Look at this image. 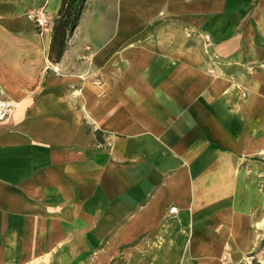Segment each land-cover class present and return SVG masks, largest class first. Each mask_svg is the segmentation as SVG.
<instances>
[{
	"label": "crops",
	"instance_id": "0c3cea01",
	"mask_svg": "<svg viewBox=\"0 0 264 264\" xmlns=\"http://www.w3.org/2000/svg\"><path fill=\"white\" fill-rule=\"evenodd\" d=\"M61 4L0 0V264L260 261L264 0H87L55 63Z\"/></svg>",
	"mask_w": 264,
	"mask_h": 264
},
{
	"label": "trees",
	"instance_id": "16d2710c",
	"mask_svg": "<svg viewBox=\"0 0 264 264\" xmlns=\"http://www.w3.org/2000/svg\"><path fill=\"white\" fill-rule=\"evenodd\" d=\"M87 0H62L58 16L54 21L49 58L52 62L61 61L70 36L78 27ZM264 247V241L262 243Z\"/></svg>",
	"mask_w": 264,
	"mask_h": 264
},
{
	"label": "built area",
	"instance_id": "2783aa9c",
	"mask_svg": "<svg viewBox=\"0 0 264 264\" xmlns=\"http://www.w3.org/2000/svg\"><path fill=\"white\" fill-rule=\"evenodd\" d=\"M30 19L42 32L50 29L53 26L52 19L48 16L46 12L38 11L31 12L27 15ZM208 40L209 37L207 36ZM17 103L12 100L2 96V85L0 83V122L5 121L10 117L12 112L15 110ZM177 211V208H171L170 213ZM229 264H256V259L254 255H248L244 258L242 262L239 263H229Z\"/></svg>",
	"mask_w": 264,
	"mask_h": 264
},
{
	"label": "rangeland",
	"instance_id": "374dc122",
	"mask_svg": "<svg viewBox=\"0 0 264 264\" xmlns=\"http://www.w3.org/2000/svg\"><path fill=\"white\" fill-rule=\"evenodd\" d=\"M261 249H262V252H260L261 258H258L260 261H256V264H264V247H262Z\"/></svg>",
	"mask_w": 264,
	"mask_h": 264
}]
</instances>
